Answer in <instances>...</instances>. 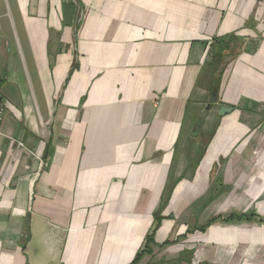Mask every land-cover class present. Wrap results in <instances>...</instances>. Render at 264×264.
Here are the masks:
<instances>
[{"label": "crops", "instance_id": "crops-1", "mask_svg": "<svg viewBox=\"0 0 264 264\" xmlns=\"http://www.w3.org/2000/svg\"><path fill=\"white\" fill-rule=\"evenodd\" d=\"M0 98V264H264V0H0Z\"/></svg>", "mask_w": 264, "mask_h": 264}, {"label": "trees", "instance_id": "trees-1", "mask_svg": "<svg viewBox=\"0 0 264 264\" xmlns=\"http://www.w3.org/2000/svg\"><path fill=\"white\" fill-rule=\"evenodd\" d=\"M227 48V44H221L219 47V50L216 52V56H213V60L215 61V63L220 64L222 57H223V50ZM222 68L220 67V73H221ZM232 219V217H227V220ZM155 225L153 226L152 230L146 235L145 238V245L149 244L150 242H152L153 236H154V232L159 224V218H155ZM142 254V251L137 252V254L135 255V258L133 259V261L131 262V264H136L138 262V260L140 259V256Z\"/></svg>", "mask_w": 264, "mask_h": 264}, {"label": "water", "instance_id": "water-1", "mask_svg": "<svg viewBox=\"0 0 264 264\" xmlns=\"http://www.w3.org/2000/svg\"><path fill=\"white\" fill-rule=\"evenodd\" d=\"M216 100H217V90L213 89L212 92H211V97H210V100H209L208 104L206 105L204 111L201 113V115L198 118V121L195 124L194 135L197 133L198 129L202 126L204 117H206V115L208 113V110L211 108L212 104L215 103ZM230 111H231L230 107L222 106L219 109L218 114L219 115H223V114L228 113Z\"/></svg>", "mask_w": 264, "mask_h": 264}, {"label": "built area", "instance_id": "built-area-1", "mask_svg": "<svg viewBox=\"0 0 264 264\" xmlns=\"http://www.w3.org/2000/svg\"><path fill=\"white\" fill-rule=\"evenodd\" d=\"M4 112H5V106H4V103L2 102V100L0 98V123L3 119ZM0 135H1V132H0Z\"/></svg>", "mask_w": 264, "mask_h": 264}, {"label": "rangeland", "instance_id": "rangeland-1", "mask_svg": "<svg viewBox=\"0 0 264 264\" xmlns=\"http://www.w3.org/2000/svg\"><path fill=\"white\" fill-rule=\"evenodd\" d=\"M38 158L41 159V155H39Z\"/></svg>", "mask_w": 264, "mask_h": 264}]
</instances>
